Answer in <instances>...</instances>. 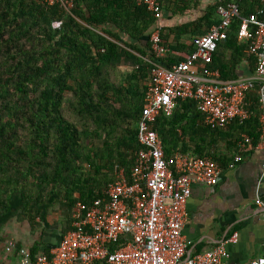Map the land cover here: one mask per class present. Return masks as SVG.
<instances>
[{
	"label": "trees",
	"instance_id": "trees-1",
	"mask_svg": "<svg viewBox=\"0 0 264 264\" xmlns=\"http://www.w3.org/2000/svg\"><path fill=\"white\" fill-rule=\"evenodd\" d=\"M73 1L69 14L44 0H0V233L12 222L40 233L56 224L62 237L73 230L77 205L93 207L119 170L132 172L143 149L138 125L155 66L171 69L184 60L181 54H192L194 40L220 23L219 7L236 4L243 18L260 16L264 7L263 0H217L195 21L160 27L166 54L157 57L150 41L157 20L138 0ZM157 1L163 15L172 16L201 3ZM240 23L232 21L209 66L222 78L218 49H249L238 40ZM244 109L247 119L212 130L194 101H178L171 116H158L153 130L167 155L207 157L224 170L248 151L239 146L243 135L253 148L260 142L257 89ZM0 239L4 250L13 241L16 253L41 254L13 238Z\"/></svg>",
	"mask_w": 264,
	"mask_h": 264
},
{
	"label": "built area",
	"instance_id": "built-area-1",
	"mask_svg": "<svg viewBox=\"0 0 264 264\" xmlns=\"http://www.w3.org/2000/svg\"><path fill=\"white\" fill-rule=\"evenodd\" d=\"M44 1L69 14L74 7L73 0ZM138 4L160 21L162 9L157 0H138ZM263 13L261 10V17L252 14L243 18L236 4L219 7L220 23L194 40L192 54L171 69L155 66L138 125L137 139L143 149L130 175L119 170L105 196L96 200L93 207L77 205L74 217L79 221L49 255L39 254L33 259L27 251H17L21 264H230L227 242L195 254L183 233L192 188H214L222 169L207 157L180 152L167 155L153 125L161 113L171 116L178 101L190 100L195 102L206 127L223 129L236 119L248 118L245 100L257 89L262 112L261 137L256 148L264 152ZM237 18L241 20L237 37L249 43L247 53L256 60L255 75L251 79L221 81L209 66ZM59 26L56 23L54 27ZM159 29L156 26L152 31L150 41L157 57H164L166 50L159 45ZM241 138V148L251 147L249 137ZM241 160V156H236L228 169H234ZM255 204L264 217V199L258 194ZM5 244L7 253L16 252L13 241ZM248 264H264V256Z\"/></svg>",
	"mask_w": 264,
	"mask_h": 264
},
{
	"label": "crops",
	"instance_id": "crops-1",
	"mask_svg": "<svg viewBox=\"0 0 264 264\" xmlns=\"http://www.w3.org/2000/svg\"><path fill=\"white\" fill-rule=\"evenodd\" d=\"M217 0H201L198 8L187 11L184 16H172L162 12L156 26L174 27L190 23L204 15L207 8ZM264 12V7H263ZM264 16V13H263ZM151 31V32H152ZM234 46V43H232ZM225 47V46H224ZM220 47L217 59L223 69L221 81L251 79L255 75L256 61L246 50ZM235 47V46H234ZM240 47V46H238ZM183 58L186 54H181ZM129 70L122 67L121 71ZM223 79V80H222ZM199 123V121H198ZM223 148L224 143L220 142ZM264 152L249 147L241 162L234 169L222 170L220 180L214 188L195 185L187 203L188 220L184 236L192 243L195 254L211 250L214 246L227 242L230 264H248L264 256V217L255 204L257 194L264 199ZM0 235L4 239H15L18 244L37 254H49L62 238L60 226L53 224L43 233L32 231L24 223H10ZM0 264H21L17 253L8 254L0 244Z\"/></svg>",
	"mask_w": 264,
	"mask_h": 264
}]
</instances>
